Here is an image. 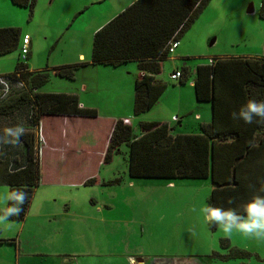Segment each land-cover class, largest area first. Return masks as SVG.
<instances>
[{
  "label": "rangeland",
  "instance_id": "rangeland-1",
  "mask_svg": "<svg viewBox=\"0 0 264 264\" xmlns=\"http://www.w3.org/2000/svg\"><path fill=\"white\" fill-rule=\"evenodd\" d=\"M134 1L37 0L30 11L0 0V28H17L31 43L25 60L20 58L21 43L0 57V76L24 63L31 72L47 71L48 82L38 93H78L89 83V96L100 114L125 116L120 119L127 120L137 136L140 123H158L173 112L172 102L180 96L191 98L192 73L181 95L168 92L178 87V81L170 79L175 67L169 58L189 57L175 61L178 68L185 64L191 71L218 58H264V21L257 16L261 0H211L180 38L176 52L163 62L156 79L167 88L159 103L138 117L132 110L139 75L135 62L115 68L89 65L75 71L72 81L54 75L58 67L83 61L78 60L79 53L90 62L93 30ZM250 7L252 14L247 12ZM18 123L28 128L27 111L0 119V134ZM75 158L64 157L59 165L53 154L44 156L42 177L52 181H43L35 190L24 220L0 225V240L11 242L0 245V264H264V242L239 234L227 238L191 211L206 205L209 180L131 179L126 148L121 146L114 161L97 170L101 185L56 188L55 184L78 180L80 165ZM57 168L63 181H56ZM6 191L0 186V193ZM3 208L0 205V211ZM239 251L245 256H238Z\"/></svg>",
  "mask_w": 264,
  "mask_h": 264
},
{
  "label": "trees",
  "instance_id": "trees-1",
  "mask_svg": "<svg viewBox=\"0 0 264 264\" xmlns=\"http://www.w3.org/2000/svg\"><path fill=\"white\" fill-rule=\"evenodd\" d=\"M210 1L136 0L93 34L90 57L92 66L115 68L129 62L136 63L139 75L133 86L132 110L135 117L151 110L166 89V85L156 81L155 77L161 73L163 62L170 57L167 54L168 43L173 36L179 41ZM36 2L37 0H10L12 6L30 11L34 9ZM257 16L264 21V0H261ZM20 42L19 29L0 28V57L16 51ZM87 66V63L79 62L58 67L53 73L60 79L72 81L75 71ZM27 69L26 64L17 63L11 74L3 76L11 82H22L24 87L13 89L0 100V119H8L20 111H27L28 128L20 138V145L4 147L6 155L0 157V186H6L9 191L21 188L29 194L21 214L9 217L12 222L24 220L33 194L39 187L37 131L40 119L44 116H97L94 110L83 109L74 95L38 93L37 90L48 82L47 71L29 73ZM180 73L178 83L184 85L188 70L182 68ZM193 88L197 101L211 105L213 120L209 125L200 127L202 135L174 136L166 124L140 123L139 135L136 136L129 122L119 119L112 129L103 163L108 164L120 153V147L125 146L127 174L131 179L210 178L214 188L207 205L215 207L218 205L215 201L216 194L226 192L236 198L247 184L249 195L260 193L259 189L264 186V175L253 173L246 182L238 179L237 171L242 167L241 163L245 160L248 162L250 157L257 155V158L264 159V152L252 151V148L247 147L238 148L236 141L240 143V135L235 143H223L230 133L226 130L218 131L216 122L218 119H229L228 123L233 121L231 111H238L248 100L264 101V58L232 57L212 60L207 66L194 69ZM220 110L223 111L219 114ZM251 125L256 127L257 123ZM249 141L248 146L253 143ZM225 164L224 177L222 167ZM95 183L93 178L84 182L83 186ZM1 244L11 242L0 240ZM237 255L245 256L240 251Z\"/></svg>",
  "mask_w": 264,
  "mask_h": 264
},
{
  "label": "crops",
  "instance_id": "crops-1",
  "mask_svg": "<svg viewBox=\"0 0 264 264\" xmlns=\"http://www.w3.org/2000/svg\"><path fill=\"white\" fill-rule=\"evenodd\" d=\"M132 3L133 2H130L129 4ZM123 10L124 8H122L120 11ZM105 23L97 26L93 30V33H95L97 30L103 27ZM188 58L189 57H178V56L169 58L170 61L174 62L175 69L172 73H174L175 71H180V69L182 68H186L188 70V76L191 73L193 75L192 81L190 82V86H192V92H193L191 98L188 95H186V97L180 96V100H178V102L174 101L171 104L174 108L173 112H170L171 114L168 112L167 116L163 120H158V123L166 124L170 128L171 134L174 136L202 135L200 127L202 125H209L213 120L211 105L208 102H199L196 100L195 91L193 88L194 70L193 71L189 70L185 64H183L182 67L180 68L177 67L178 61H181V59L186 60ZM79 59L81 60L83 59V61L80 62L86 63V59L82 53H79L78 60ZM175 60H177V62ZM87 65L88 66L91 65L90 62H87ZM198 66H207V65H198ZM27 71L29 73L31 72L29 69H27ZM155 80L162 83L161 81L157 80L156 77ZM184 85H180L178 83L177 88L172 85V87L174 88L168 90V92L176 91L179 92L181 95L183 93L182 87ZM89 86H90L89 83L82 84L79 87L78 93L76 92V90H72L71 92L50 90L47 93H40V94L74 95L77 98L79 105L83 109L94 110L97 116L95 118L44 116L40 119L39 128L37 131V136L39 139V168L41 174L39 186L40 184H42L43 181L44 182L52 181V180L45 181L44 178L42 177L43 172H42L41 163L44 160V156L47 155L48 153L53 154V158L55 159L56 163H58L59 165L61 164V162H63L64 157H70L71 155L75 156L76 157L75 159L78 158L77 162L80 165L79 167L80 176L78 177L77 181L72 182L70 184H63V183L55 184L56 188H60V187L73 188L76 186L84 187L83 186L84 182L93 178L96 180V183L94 185H101L102 180L99 178L98 174L96 175L97 170L102 169L104 165H108L109 163L114 161L115 156L111 159V161L108 164H104L103 163L104 153L107 149L108 141L115 122L125 116L121 117V115L118 116L116 114L114 115L100 114V111L96 108L95 104L93 103L92 99L94 98L89 96L90 94L88 92L91 90L90 88H92ZM190 86L189 88H191ZM187 88L188 87H185L184 89L187 92H189ZM161 98L162 96L159 98L155 106L159 103ZM222 111L223 110H220L218 113L220 114ZM232 112L234 111H231V113ZM223 113L227 114V112H223ZM231 113H230V117H231ZM173 118H175L176 121L173 120ZM228 121L229 119L222 121L218 119V122H216V128L218 131L221 132L223 130H226L228 133H230V136L223 143L227 145L235 143V141L240 135V139H241L240 143L236 141V143H238V148L247 147V148H252V151L259 150L264 152V123H257V126L253 127V125L251 124L247 126V124L244 123L243 120H233L230 121V123H228ZM38 133L40 135H38ZM250 138H251L250 141L253 143L252 145L248 146V141ZM93 157H94V161L92 160ZM75 159H72L71 161H74ZM247 161L248 162H246L245 160L241 163L242 167L240 168V170L238 169L237 171L238 179L240 178L247 182L251 179L253 173L257 172L261 176L264 175V159H259L257 158L256 155L255 157L248 158ZM125 164H126V173H127V162ZM225 167L226 164L222 167L223 170L222 172L224 174V177L226 176ZM56 170L58 171L57 173H55L56 181L57 182L63 181L62 180L63 172H61L59 168H57ZM205 180H209L210 182L211 185L210 195H211L214 186L212 185L210 178ZM247 185L248 186L245 189H243L241 193H238V197L236 198L228 195V193L226 192H222L221 194L218 195L216 194L215 201L216 203H218L217 207H222L224 209H228L230 207L239 209L241 205L248 203L254 195L257 194L264 195L261 192L255 194L252 193L251 195H249L248 193L249 184ZM50 186L54 187V185H50ZM229 200L233 201L234 203L229 204L228 203ZM206 205H207V201H206ZM241 214H243L242 211Z\"/></svg>",
  "mask_w": 264,
  "mask_h": 264
},
{
  "label": "clouds",
  "instance_id": "clouds-1",
  "mask_svg": "<svg viewBox=\"0 0 264 264\" xmlns=\"http://www.w3.org/2000/svg\"><path fill=\"white\" fill-rule=\"evenodd\" d=\"M0 84L4 85L6 94L9 88L8 83L0 80ZM231 118L243 120L249 125L254 122L264 123V101L248 100L238 111L231 113ZM26 131L23 123L5 128L0 134V157L6 155L3 150L4 146H19L20 138L26 134ZM259 192L264 193V186L259 189ZM28 197V192L21 188L0 193V205L4 206L2 214H0V225L7 223L11 216H19ZM228 203L234 202L229 200ZM191 211L202 216L205 224L217 227L227 238L239 234L247 239L264 242V195H254L248 203L241 205L239 209L231 207L224 209L209 204L199 209L193 207ZM132 264H135V261Z\"/></svg>",
  "mask_w": 264,
  "mask_h": 264
},
{
  "label": "built area",
  "instance_id": "built-area-1",
  "mask_svg": "<svg viewBox=\"0 0 264 264\" xmlns=\"http://www.w3.org/2000/svg\"><path fill=\"white\" fill-rule=\"evenodd\" d=\"M20 43H21L20 58L22 60H25L27 58V55L29 54V46H30L29 37L28 36L22 37ZM178 46H179V41H177L176 37L173 36V38L170 40V42L167 45V54L170 56L173 55L175 50L178 48ZM3 76H0V80L6 81L9 85V88H8L7 93L5 94L4 85L0 84V100L5 98L6 96H8L13 89H21L24 87L22 82H20V81L11 82L9 79H7ZM180 78H181L180 71H176L170 75V79L172 81H179ZM21 84L23 85L22 87L19 86ZM38 135H40V134L38 133Z\"/></svg>",
  "mask_w": 264,
  "mask_h": 264
},
{
  "label": "water",
  "instance_id": "water-1",
  "mask_svg": "<svg viewBox=\"0 0 264 264\" xmlns=\"http://www.w3.org/2000/svg\"><path fill=\"white\" fill-rule=\"evenodd\" d=\"M248 13L252 14L253 13V9L252 7H250L248 10H247Z\"/></svg>",
  "mask_w": 264,
  "mask_h": 264
}]
</instances>
